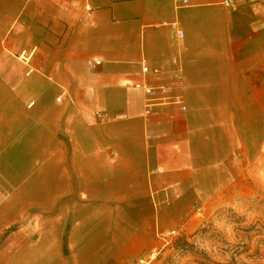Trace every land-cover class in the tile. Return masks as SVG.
Segmentation results:
<instances>
[{
    "label": "crops",
    "instance_id": "crops-1",
    "mask_svg": "<svg viewBox=\"0 0 264 264\" xmlns=\"http://www.w3.org/2000/svg\"><path fill=\"white\" fill-rule=\"evenodd\" d=\"M251 124L264 0H0V264L130 263Z\"/></svg>",
    "mask_w": 264,
    "mask_h": 264
},
{
    "label": "rangeland",
    "instance_id": "rangeland-1",
    "mask_svg": "<svg viewBox=\"0 0 264 264\" xmlns=\"http://www.w3.org/2000/svg\"><path fill=\"white\" fill-rule=\"evenodd\" d=\"M223 162L210 171L203 203L178 205L184 214L172 232L162 227L160 237L146 236L149 249L128 264H264V127H242L239 153Z\"/></svg>",
    "mask_w": 264,
    "mask_h": 264
},
{
    "label": "built area",
    "instance_id": "built-area-1",
    "mask_svg": "<svg viewBox=\"0 0 264 264\" xmlns=\"http://www.w3.org/2000/svg\"><path fill=\"white\" fill-rule=\"evenodd\" d=\"M200 1H210L212 2V4L219 2V4L222 5H228L232 2V0H218V1L217 0H176V3L178 9H184L192 6L195 2H200ZM179 36L180 38H183L184 36L183 32H179ZM159 72L160 71L158 69H152L147 65H145L144 67L145 74H149V73L159 74ZM144 90L150 96V99L147 102V108L148 111H151V108L156 106L157 105L156 103H158L156 100H160V99H155L154 96L157 95V92L164 93V87H159L158 90H156L154 87L144 86Z\"/></svg>",
    "mask_w": 264,
    "mask_h": 264
},
{
    "label": "trees",
    "instance_id": "trees-1",
    "mask_svg": "<svg viewBox=\"0 0 264 264\" xmlns=\"http://www.w3.org/2000/svg\"><path fill=\"white\" fill-rule=\"evenodd\" d=\"M186 246H188V245L186 244ZM182 249H184V247H182Z\"/></svg>",
    "mask_w": 264,
    "mask_h": 264
}]
</instances>
